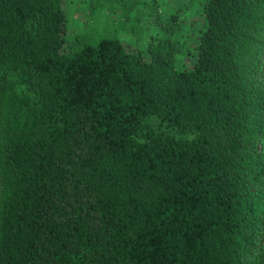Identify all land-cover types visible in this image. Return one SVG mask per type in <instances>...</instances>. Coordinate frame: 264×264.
<instances>
[{
  "label": "trees",
  "instance_id": "obj_1",
  "mask_svg": "<svg viewBox=\"0 0 264 264\" xmlns=\"http://www.w3.org/2000/svg\"><path fill=\"white\" fill-rule=\"evenodd\" d=\"M63 4L0 0V264H264V0L178 57L65 51Z\"/></svg>",
  "mask_w": 264,
  "mask_h": 264
},
{
  "label": "rangeland",
  "instance_id": "obj_2",
  "mask_svg": "<svg viewBox=\"0 0 264 264\" xmlns=\"http://www.w3.org/2000/svg\"><path fill=\"white\" fill-rule=\"evenodd\" d=\"M63 8L65 51L106 37L118 39L126 50L143 52L171 39L179 41L177 57L183 56L191 50L200 18L198 0H64Z\"/></svg>",
  "mask_w": 264,
  "mask_h": 264
}]
</instances>
